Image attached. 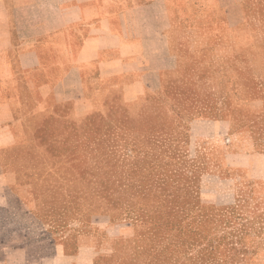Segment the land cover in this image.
<instances>
[{
    "label": "rangeland",
    "instance_id": "rangeland-1",
    "mask_svg": "<svg viewBox=\"0 0 264 264\" xmlns=\"http://www.w3.org/2000/svg\"><path fill=\"white\" fill-rule=\"evenodd\" d=\"M259 1L234 28L183 3L176 64L134 101L91 82L86 102L25 111L28 142L0 147V211L15 182L34 238L99 241L94 264H264Z\"/></svg>",
    "mask_w": 264,
    "mask_h": 264
},
{
    "label": "crops",
    "instance_id": "crops-1",
    "mask_svg": "<svg viewBox=\"0 0 264 264\" xmlns=\"http://www.w3.org/2000/svg\"><path fill=\"white\" fill-rule=\"evenodd\" d=\"M247 1L0 0V147L28 142L33 131L25 111L86 102L91 82L121 88L127 101L160 87L161 73L176 64L169 32L183 3L234 28L248 13ZM13 183L6 181L1 197L0 264L95 263L99 241L79 237L69 250L50 235L34 238L33 226L19 216L39 218L25 210L28 193ZM40 246L51 252L39 253Z\"/></svg>",
    "mask_w": 264,
    "mask_h": 264
}]
</instances>
